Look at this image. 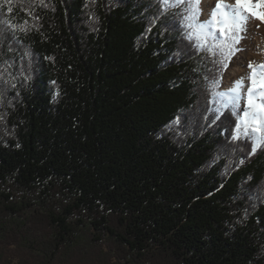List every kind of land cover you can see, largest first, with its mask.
<instances>
[{
    "label": "trees",
    "instance_id": "trees-1",
    "mask_svg": "<svg viewBox=\"0 0 264 264\" xmlns=\"http://www.w3.org/2000/svg\"><path fill=\"white\" fill-rule=\"evenodd\" d=\"M188 16L0 0V264H264V144L220 95L239 50Z\"/></svg>",
    "mask_w": 264,
    "mask_h": 264
},
{
    "label": "snow or ice",
    "instance_id": "snow-or-ice-1",
    "mask_svg": "<svg viewBox=\"0 0 264 264\" xmlns=\"http://www.w3.org/2000/svg\"><path fill=\"white\" fill-rule=\"evenodd\" d=\"M167 5V0H163ZM177 3H185L189 12L188 19L193 23V27L204 37L218 39L217 29L221 35L226 37L220 41V44L227 48L225 59L220 61L223 68H227L226 60L238 51L234 44L239 43L242 37L239 33L246 31L245 25L248 19L255 18L264 21V0H252L251 3H242L237 0V6H229L218 2L215 9L211 12V17L199 21L200 0H177ZM252 8H259V12L250 11ZM251 70L247 76L250 82L245 93L242 89L245 87V77L233 82L232 86L225 93L220 95L225 97V103L230 111H234L238 123L236 124V133L233 139H239L243 134L246 138L253 141L252 152L264 144V65H256L254 62L249 63ZM245 101V107L240 108L241 101ZM242 112V115H241Z\"/></svg>",
    "mask_w": 264,
    "mask_h": 264
},
{
    "label": "rangeland",
    "instance_id": "rangeland-1",
    "mask_svg": "<svg viewBox=\"0 0 264 264\" xmlns=\"http://www.w3.org/2000/svg\"><path fill=\"white\" fill-rule=\"evenodd\" d=\"M247 1L249 3V0ZM213 4L214 2H212L211 6H214ZM200 9V21L203 22L204 20L209 19V17L203 12L202 0H200ZM252 11L259 12V8H252ZM245 28L246 31L241 32L242 39L239 44V52L235 56L231 67L227 70L224 76L223 88L225 89H229L233 82L241 77H245V79H247V74L250 73V71H248V67L252 57V54L250 55V53H252L253 49H259V51L261 50L260 52H264V48H262L264 45V21L250 17L245 25ZM245 92L246 89L244 87V89H242V93ZM241 103L244 108L245 101L242 100Z\"/></svg>",
    "mask_w": 264,
    "mask_h": 264
},
{
    "label": "bare ground",
    "instance_id": "bare-ground-1",
    "mask_svg": "<svg viewBox=\"0 0 264 264\" xmlns=\"http://www.w3.org/2000/svg\"><path fill=\"white\" fill-rule=\"evenodd\" d=\"M212 2H214V4H213L214 6H211ZM218 2L223 3L225 5L233 6V7L237 6V0H202V7H203L204 14L210 18L211 12L215 9L216 4ZM241 2L242 3H248L247 0H241ZM250 11H252V9ZM262 48H264V45L262 46ZM260 51H259V49H256V50L253 49L252 53H250V55L252 54L250 62H254L256 65H264V52H260ZM248 71H251V70L249 69ZM248 75H249V73L247 74V76ZM249 83L250 82L247 79H245V89H247V87L249 86Z\"/></svg>",
    "mask_w": 264,
    "mask_h": 264
}]
</instances>
